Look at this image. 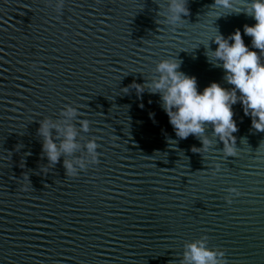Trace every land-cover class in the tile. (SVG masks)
<instances>
[{
	"label": "water",
	"instance_id": "water-1",
	"mask_svg": "<svg viewBox=\"0 0 264 264\" xmlns=\"http://www.w3.org/2000/svg\"><path fill=\"white\" fill-rule=\"evenodd\" d=\"M163 3L65 0L57 13L46 0H0V264H180L184 245L205 235L226 264H264V132L237 101V155L218 137L194 152L201 141L176 136L159 94L131 86L171 57L199 91L231 89L212 38L239 29L252 48L244 25L256 21L243 11L215 18L214 0H187L172 28ZM65 105L77 108V127L90 121L81 144L99 145V162L75 177L63 157L48 164L37 135ZM231 187L240 195L229 204Z\"/></svg>",
	"mask_w": 264,
	"mask_h": 264
},
{
	"label": "clouds",
	"instance_id": "clouds-1",
	"mask_svg": "<svg viewBox=\"0 0 264 264\" xmlns=\"http://www.w3.org/2000/svg\"><path fill=\"white\" fill-rule=\"evenodd\" d=\"M46 2L54 6L57 13L65 4V0ZM159 6L162 9L159 16L164 18L162 23L172 28L178 27L183 20L182 14L187 15L189 11L187 0H165ZM241 11L256 21L254 25H244V34L252 38V48L244 43L239 29L227 38L217 30L212 38L217 47L206 52L209 58L211 50L212 59L216 61L214 64L224 69V79L233 86L231 89L212 82L199 91L196 78L180 71V61L171 57L159 60L153 70L156 75L145 83L133 82L131 85L138 94L146 89L152 94H159L161 107L168 115L176 136L186 139L193 135L201 141L202 147H193L194 152H209L218 137L223 142L222 152L225 156L237 155L233 133L238 131V126L233 119L232 109L237 101L242 103L245 114L251 116L252 127L264 132V60L260 55L264 53V0H214L206 14L218 18ZM205 47L208 48V45ZM255 49H259V53ZM212 59L209 58L211 62ZM78 115L76 107L65 105L60 118L45 117L39 121L37 129V135L42 139V155L51 166H55L63 157V167L69 177H75L80 171L87 170L89 165L99 162L96 137L85 140L83 144L80 142L84 140L80 133L90 131V121L79 120L77 127L73 121ZM207 124H211L213 129L211 137L206 134ZM77 152L80 155H76ZM216 171H220L219 164ZM228 192L230 195L225 199L231 204L232 194L239 196L240 191L231 187ZM180 264H226L225 252L219 247H209L205 235L184 245Z\"/></svg>",
	"mask_w": 264,
	"mask_h": 264
}]
</instances>
